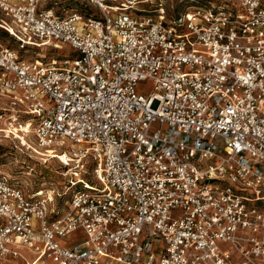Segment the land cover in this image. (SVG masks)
Masks as SVG:
<instances>
[{"label": "built area", "instance_id": "built-area-1", "mask_svg": "<svg viewBox=\"0 0 264 264\" xmlns=\"http://www.w3.org/2000/svg\"><path fill=\"white\" fill-rule=\"evenodd\" d=\"M43 1L0 0L18 43L0 44V98L20 108L0 133L59 161L72 192L61 213L0 168V261L264 264V0Z\"/></svg>", "mask_w": 264, "mask_h": 264}, {"label": "rangeland", "instance_id": "rangeland-1", "mask_svg": "<svg viewBox=\"0 0 264 264\" xmlns=\"http://www.w3.org/2000/svg\"><path fill=\"white\" fill-rule=\"evenodd\" d=\"M220 3L222 0H165L169 12L171 14L183 13L186 10H193L197 6L208 5V2ZM43 8H52L56 14L66 16L73 12L87 13L89 5L82 0H46L42 3ZM93 14L102 16L100 11L93 9ZM8 24L9 20L0 11V25ZM0 44L18 50V43L11 38L8 33L0 28ZM71 52L69 47H64V51L53 48L45 50L38 48H28L27 52L20 54L30 60L41 59L49 62L52 59L59 58L63 53ZM146 93L151 90V84L147 83ZM4 108L18 111L20 108L7 98H0V114L8 115L3 112ZM4 127L0 123V130ZM0 168L2 172L11 180V182L19 186L27 195H33L37 192L51 194L54 196L57 207L60 212L67 210L64 204L71 195L72 189L69 188L72 172H70L59 161L49 160L44 162L40 156L27 152L21 145L20 141L7 139L4 133H0ZM61 195V196H58ZM264 195V192L263 194ZM260 206L264 209V201ZM25 254L24 259L0 261V264H27L31 261L32 255L28 250H22Z\"/></svg>", "mask_w": 264, "mask_h": 264}]
</instances>
